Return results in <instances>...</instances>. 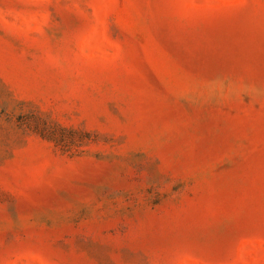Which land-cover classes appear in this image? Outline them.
<instances>
[{
	"label": "rangeland",
	"instance_id": "1",
	"mask_svg": "<svg viewBox=\"0 0 264 264\" xmlns=\"http://www.w3.org/2000/svg\"><path fill=\"white\" fill-rule=\"evenodd\" d=\"M0 264H264V0H0Z\"/></svg>",
	"mask_w": 264,
	"mask_h": 264
}]
</instances>
